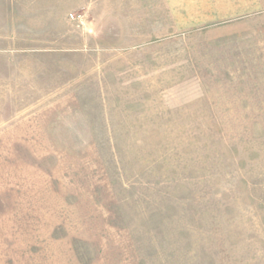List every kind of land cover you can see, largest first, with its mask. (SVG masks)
<instances>
[{
	"label": "rangeland",
	"instance_id": "374dc122",
	"mask_svg": "<svg viewBox=\"0 0 264 264\" xmlns=\"http://www.w3.org/2000/svg\"><path fill=\"white\" fill-rule=\"evenodd\" d=\"M0 264H264V0H0Z\"/></svg>",
	"mask_w": 264,
	"mask_h": 264
}]
</instances>
